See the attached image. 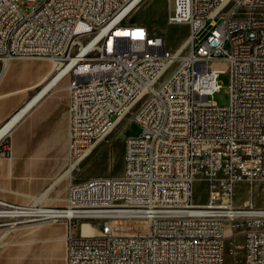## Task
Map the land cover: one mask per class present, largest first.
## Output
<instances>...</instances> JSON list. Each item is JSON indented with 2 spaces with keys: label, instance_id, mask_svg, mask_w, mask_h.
<instances>
[{
  "label": "built area",
  "instance_id": "built-area-1",
  "mask_svg": "<svg viewBox=\"0 0 264 264\" xmlns=\"http://www.w3.org/2000/svg\"><path fill=\"white\" fill-rule=\"evenodd\" d=\"M142 1L0 0L3 65L46 60L48 81L68 79L69 165L113 132L125 106H139L142 129L126 140L122 177L71 181L64 207L0 199V227L65 221L66 264H225L228 241L244 264H264V206L235 203L239 184L264 186V0H175L167 21L189 27L193 63L168 77L178 54L127 23ZM209 16L223 29L202 41ZM223 74L227 106L214 101ZM154 76L164 90L150 88ZM197 180L208 184L204 204L194 203ZM93 221L98 235H73Z\"/></svg>",
  "mask_w": 264,
  "mask_h": 264
},
{
  "label": "rangeland",
  "instance_id": "rangeland-1",
  "mask_svg": "<svg viewBox=\"0 0 264 264\" xmlns=\"http://www.w3.org/2000/svg\"><path fill=\"white\" fill-rule=\"evenodd\" d=\"M175 8V0H145L127 20L128 24L145 26L152 34L158 35L165 40L166 49L175 53L190 35V29L187 25H169L168 16L170 10L173 12ZM211 29H206L201 35L202 41L210 34ZM188 50V49H186ZM19 60V59H18ZM32 61L41 62L35 66L48 67L50 62L46 60L30 59ZM30 64V63H28ZM177 61L167 74L168 77L177 67ZM3 63L0 61V72ZM31 67V66H28ZM217 69H224V66H217ZM9 72L5 75L7 76ZM222 84L221 91L218 92L214 101L220 106H227L230 102L229 94V76L223 74L220 77ZM68 84V79L63 81V85ZM133 114L122 119L112 134L105 140L99 142L94 148H91L81 165L72 173L71 178L66 177L57 184L46 196V200L42 205L55 206L67 196L69 184L72 182H82L92 178H120L125 171V143L127 138L140 135L142 129L138 122L134 120ZM65 171V170H64ZM63 171V172H64ZM25 170H22L24 173ZM62 172V173H63ZM61 173V174H62ZM60 174V175H61ZM58 178V177H57ZM56 178V179H57ZM55 179V180H56ZM22 180L26 178L23 176ZM52 185V184H51ZM50 185V186H51ZM49 185H3L0 186V198L15 204H33L39 198ZM208 199V184L202 180H197L194 186V203L204 204ZM252 199L257 207L264 206V186L255 185L253 188L247 183H241L235 191V203L243 205L246 201ZM53 225L57 227V233L67 234L68 225L61 220L49 224H27L16 227H0V240L3 245L0 246V253L3 254L2 262L5 264H23L25 262V254L29 252V260L33 264H66L65 254L59 251L55 245L53 253L47 251L45 235L38 228L43 225ZM82 226V227H81ZM81 227V228H80ZM100 223L93 221L89 224L77 223L73 228V235L79 236H96L99 234ZM7 231V232H6ZM67 237V236H66ZM0 241V243H1ZM231 241L226 244L225 264H244V254L242 249L236 250ZM10 252H14L11 256ZM24 257V261L21 259Z\"/></svg>",
  "mask_w": 264,
  "mask_h": 264
},
{
  "label": "crops",
  "instance_id": "crops-1",
  "mask_svg": "<svg viewBox=\"0 0 264 264\" xmlns=\"http://www.w3.org/2000/svg\"><path fill=\"white\" fill-rule=\"evenodd\" d=\"M40 63L32 60H12L1 67L0 130L12 118L21 116L6 135L11 155L9 157L0 155V186L52 184L37 198L36 201L42 204L45 201H52L46 200L47 194L62 180L71 176L63 178L69 168L68 84L63 85L62 81L54 83L52 87L49 86L50 80L47 79L51 75L52 66H35ZM8 72L9 74L5 76ZM28 106L30 107L25 113L24 109ZM22 170L25 172L22 173ZM23 176L26 178L25 181L22 180ZM66 197L60 201H53L60 204L50 207H64ZM38 228L45 235L48 252L53 253L57 248L66 255L67 234L60 235L56 232L58 228L51 224ZM28 253L25 254L23 264H33ZM3 254L0 253V264L6 263L1 260ZM10 255L13 256L14 252H10ZM21 259L24 261V257Z\"/></svg>",
  "mask_w": 264,
  "mask_h": 264
},
{
  "label": "bare ground",
  "instance_id": "bare-ground-1",
  "mask_svg": "<svg viewBox=\"0 0 264 264\" xmlns=\"http://www.w3.org/2000/svg\"><path fill=\"white\" fill-rule=\"evenodd\" d=\"M143 0L141 4L144 2ZM246 0H228V3L232 7H243L245 4ZM140 4V5H141ZM139 5V6H140ZM138 6V7H139ZM259 21L261 23H264V9L259 12ZM207 25H209V28L211 29V32H220L221 29H223V19H221L218 16H209L207 17ZM188 49V50H186ZM174 54H178V61L180 64H192L193 63V56H192V48H191V37L189 35L188 39L184 42V44L175 51ZM7 63V62H6ZM5 63V64H6ZM5 66V65H4ZM2 72H0L1 74ZM2 78V77H1ZM1 80V79H0ZM60 76L58 77H52L49 81V86L52 87L54 86L57 82H59ZM55 83V84H54ZM150 88L152 90H164L165 88V81H164V76H154L153 79L150 81ZM32 106V104H30ZM28 106L25 110H28L30 107ZM137 109V112L133 115L134 120L138 122L140 119V112H139V106H125L124 112H123V119L130 115L133 114V111ZM23 111V110H22ZM21 113V111L19 112ZM18 113V114H19ZM24 113V114H25ZM21 115L17 116L15 119L12 118L1 130H0V141L6 137L8 131L13 127V125L18 121ZM112 134V133H111ZM110 134V135H111ZM109 135V136H110ZM108 136H104L100 139V142L105 140ZM99 143V142H98ZM98 143H95L92 148H94ZM77 166L74 165H69V168L67 172L63 175V178L66 176H71V174L77 169ZM62 179V178H61ZM34 204H39L42 205L40 202H35ZM44 206V205H42ZM38 215H47V207H38ZM43 224H49V223H43ZM7 232V231H6ZM1 241V240H0Z\"/></svg>",
  "mask_w": 264,
  "mask_h": 264
},
{
  "label": "water",
  "instance_id": "water-1",
  "mask_svg": "<svg viewBox=\"0 0 264 264\" xmlns=\"http://www.w3.org/2000/svg\"><path fill=\"white\" fill-rule=\"evenodd\" d=\"M37 101H38V100H37ZM37 101H36V102H37ZM36 102H35V103H36ZM32 107H33V106H32ZM32 107H31V108H32ZM31 108H30V109H31Z\"/></svg>",
  "mask_w": 264,
  "mask_h": 264
}]
</instances>
